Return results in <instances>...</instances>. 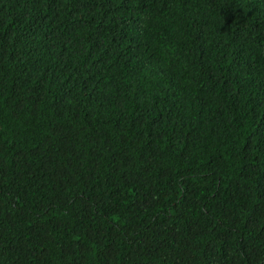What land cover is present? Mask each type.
Segmentation results:
<instances>
[{
	"label": "trees",
	"instance_id": "16d2710c",
	"mask_svg": "<svg viewBox=\"0 0 264 264\" xmlns=\"http://www.w3.org/2000/svg\"><path fill=\"white\" fill-rule=\"evenodd\" d=\"M0 264H264V0H0Z\"/></svg>",
	"mask_w": 264,
	"mask_h": 264
}]
</instances>
